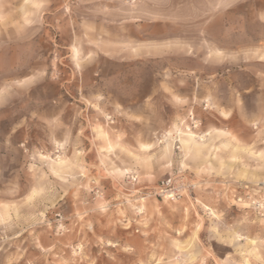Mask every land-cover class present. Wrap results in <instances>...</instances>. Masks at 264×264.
<instances>
[{
  "label": "rangeland",
  "instance_id": "374dc122",
  "mask_svg": "<svg viewBox=\"0 0 264 264\" xmlns=\"http://www.w3.org/2000/svg\"><path fill=\"white\" fill-rule=\"evenodd\" d=\"M0 92V264H264V0H0Z\"/></svg>",
  "mask_w": 264,
  "mask_h": 264
},
{
  "label": "built area",
  "instance_id": "2783aa9c",
  "mask_svg": "<svg viewBox=\"0 0 264 264\" xmlns=\"http://www.w3.org/2000/svg\"><path fill=\"white\" fill-rule=\"evenodd\" d=\"M208 108V106H207ZM112 117H109L111 119ZM184 129L183 131L187 132H193L197 136H204L207 137L208 134L204 133L202 131V124L201 122L193 115V113H190L185 121L183 122ZM174 140V148L176 151L181 150V144L178 140L177 134L173 133ZM157 143L160 145H163L167 140H169V135L167 132H161L157 133L155 137ZM130 183H136L138 181V177L135 175H132L130 178ZM183 176H168L164 179H162L155 190L150 192L148 194L149 197H155L162 200L170 201V202H178L180 201L187 193H190L194 187L193 185H190L189 183L184 182ZM239 188H242L239 186ZM244 194L241 192H238L237 195H235V201L237 203H243L244 201H249L251 205H253L257 209H263L264 208V196H261L260 198L256 200H252V196L250 195V192H246L249 190V186H244ZM249 204V205H250Z\"/></svg>",
  "mask_w": 264,
  "mask_h": 264
},
{
  "label": "bare ground",
  "instance_id": "6f19581e",
  "mask_svg": "<svg viewBox=\"0 0 264 264\" xmlns=\"http://www.w3.org/2000/svg\"><path fill=\"white\" fill-rule=\"evenodd\" d=\"M176 134H177L178 140L180 141V144H181L182 137H185L184 139H182V142H183L186 153L200 155L202 153L203 149L207 148V146H208V144L205 142L206 137H204V136H197L193 132H190V131L185 132L181 129H179L176 132ZM168 135H169V140H167L163 144V145H165V144L166 145L164 146V148L161 149L163 157H170L171 154L173 153L172 143L174 144L175 138L173 137V135H170L169 133H168ZM143 149L146 151H151L154 149V145L153 144H144ZM63 164H64V162H61L60 164H58V166H62Z\"/></svg>",
  "mask_w": 264,
  "mask_h": 264
},
{
  "label": "crops",
  "instance_id": "0c3cea01",
  "mask_svg": "<svg viewBox=\"0 0 264 264\" xmlns=\"http://www.w3.org/2000/svg\"><path fill=\"white\" fill-rule=\"evenodd\" d=\"M178 130H179V129H178ZM178 130H177V131H178ZM177 131H176V132H177ZM170 134L173 135V133H170ZM184 138H185V137H182V139H184ZM182 139H181V150H182L183 152H185V148H184V145H183ZM210 139H211V137L208 138L205 142L208 143V142L210 141ZM171 143H172V142H171ZM210 143H211V142H209L208 145H209ZM223 143H224V142H223ZM172 145H173V151H174V144L172 143ZM225 145H226V144H225ZM185 153H186V152H185ZM160 154H161V157H163L161 150H160ZM172 154H173V153H172ZM172 154H171V156H172ZM186 154H190V153H186ZM201 154H202V153H201ZM201 154H200V155H201ZM200 155L192 154V156H200ZM171 156H170V157H163V158H169V159H170ZM207 156H208V154H205V157H207ZM212 161H213V160L211 159V162H212ZM208 163H210V161H207V164H208ZM170 164H171V163H170ZM125 171H126V170H125ZM119 172H120V175H122V174L124 175V174H125V173L122 172V170H120Z\"/></svg>",
  "mask_w": 264,
  "mask_h": 264
},
{
  "label": "snow or ice",
  "instance_id": "6c2138e0",
  "mask_svg": "<svg viewBox=\"0 0 264 264\" xmlns=\"http://www.w3.org/2000/svg\"><path fill=\"white\" fill-rule=\"evenodd\" d=\"M37 6H39V5H37ZM6 91V90H5ZM4 92H0V97H3L4 96Z\"/></svg>",
  "mask_w": 264,
  "mask_h": 264
}]
</instances>
